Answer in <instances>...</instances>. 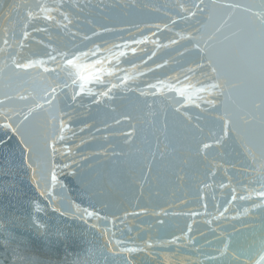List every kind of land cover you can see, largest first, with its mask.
<instances>
[{"label":"water","instance_id":"water-1","mask_svg":"<svg viewBox=\"0 0 264 264\" xmlns=\"http://www.w3.org/2000/svg\"><path fill=\"white\" fill-rule=\"evenodd\" d=\"M262 2L0 0V264H256L260 126L225 133L208 57L211 24L244 15L226 5Z\"/></svg>","mask_w":264,"mask_h":264},{"label":"snow or ice","instance_id":"snow-or-ice-1","mask_svg":"<svg viewBox=\"0 0 264 264\" xmlns=\"http://www.w3.org/2000/svg\"><path fill=\"white\" fill-rule=\"evenodd\" d=\"M203 3V0H201ZM180 7L184 11L183 5ZM193 7L199 8V5H193ZM207 7V5H205ZM228 9H240L243 8L242 17L239 20H235L231 13L228 14L227 19H218L215 23L211 24V28L214 29L209 36L210 40H214L220 44V47L214 48L213 45H209L212 51L209 53L208 61L211 71L216 74L217 79H223L224 85L227 91H221V94L225 96L224 103V116L220 119L224 121V129L227 134L229 123H232L238 127L252 128L254 123L259 122V151L261 157L264 158V2L259 6L258 11H253L254 5L242 6L240 4H228ZM40 11H46L42 6H38ZM201 12L203 8H199ZM190 15L195 16V12H190ZM27 17L29 20L37 19L38 16L34 12H28ZM51 19L50 16L45 17ZM11 19V16H9ZM211 22L212 17H209ZM227 33V34H226ZM28 35L27 32L24 33ZM219 37H223L220 40ZM8 41L5 40V43ZM15 68L28 69L33 63H18L13 61ZM67 65L70 67H78L74 59H67ZM83 80L85 77L80 76ZM152 87H155L154 85ZM212 89H219L222 86L219 83L211 84ZM55 89H53V92ZM13 98L8 96L6 100H12ZM20 100H27L26 96H19ZM75 99V97H73ZM6 100H0V104H5ZM50 102V101H49ZM208 103H211L209 101ZM40 107V105H37ZM11 111V109H10ZM34 110L28 109V114L23 115V120L20 124L23 126L25 121L30 119V116ZM17 115H20L19 113ZM227 117V119H225ZM251 117V120L248 119ZM4 119L11 120V116L5 114ZM6 129H11L14 132H18L21 139L20 144L24 145L28 152H32L33 148L26 138V130H22V127L13 128L12 123H5L2 125ZM63 131V125L61 126V132ZM63 139V136L60 137ZM2 142V141H0ZM205 148L209 145L205 144ZM251 155V149H249ZM31 167V164L28 165ZM55 175L52 176V180L55 181ZM264 195V193H261ZM264 207V206H262ZM77 212L82 213L81 218L84 217H98V214L89 211L87 208L81 209L79 205L76 206ZM43 227V226H40ZM67 238V237H65ZM119 243V242H118ZM229 248V244H225L224 251L221 255H226ZM140 251L138 248H120L115 255H122L124 252L134 253ZM259 251L264 253V236H261L259 241ZM246 250L238 249L234 252L235 259L238 261L240 256L244 255ZM135 257H124V264H133ZM26 264H43L41 260L36 257H30L27 259ZM256 264H264V254H261Z\"/></svg>","mask_w":264,"mask_h":264}]
</instances>
